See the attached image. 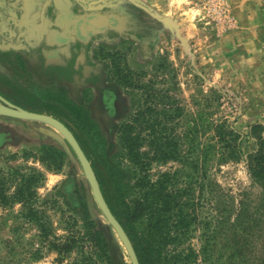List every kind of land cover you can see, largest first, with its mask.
Returning <instances> with one entry per match:
<instances>
[{
    "label": "rangeland",
    "instance_id": "374dc122",
    "mask_svg": "<svg viewBox=\"0 0 264 264\" xmlns=\"http://www.w3.org/2000/svg\"><path fill=\"white\" fill-rule=\"evenodd\" d=\"M134 1L139 8L122 4L130 12L123 31L108 43L95 45L101 87L75 82L66 84L60 95L86 111V124L103 133L111 156H119L116 142L130 125L141 141L140 151H147L143 159L149 160L145 170L149 178L171 175L168 190L180 193L177 202L188 220V237L179 246L196 253L191 264H209L201 254L206 240L210 264H264V187L250 177L244 160H218L221 149L215 136L216 125L225 120L241 134L253 122L264 126V0ZM153 14L175 21L186 44ZM59 135L61 141L0 148V188L11 195L21 175L42 174L32 184L36 192L32 203L44 211L41 220L51 224L53 235L66 234V228L85 234V204L95 228L111 237L124 264H132L97 204L76 153ZM153 142L172 143L176 156L156 159ZM42 145L63 153L56 170L41 162ZM242 146L248 149L251 144L244 141ZM123 164H128L125 159ZM25 207L18 201L0 205V264H65L76 257L72 252L57 262L55 251L41 241L38 227L25 215ZM236 238L240 262L228 259ZM83 246L90 249L87 241Z\"/></svg>",
    "mask_w": 264,
    "mask_h": 264
},
{
    "label": "trees",
    "instance_id": "16d2710c",
    "mask_svg": "<svg viewBox=\"0 0 264 264\" xmlns=\"http://www.w3.org/2000/svg\"><path fill=\"white\" fill-rule=\"evenodd\" d=\"M61 108L54 114L65 122L80 147L91 161V166L100 184L103 198L111 213L119 222L128 236L139 264H191L195 262L196 253L190 247H180L188 237V220L180 208L176 195L168 190L172 178L169 173H162L151 180L145 172L149 160L143 159L147 151H140L141 141L138 135L132 134L130 125L121 130L116 145L120 148L119 156H111L105 148L103 133L92 125H87L86 111L74 108L61 95L58 99ZM215 136L219 143V161L244 160L250 177L264 187V126L261 122L249 125L246 134H241L225 120L216 125ZM249 141L251 147L243 148V142ZM111 146V144H108ZM113 146V145H112ZM156 152L155 158L166 161L176 156V147L172 143H151ZM40 160L50 170H56L62 164L63 153L52 145H42ZM123 159L127 165L123 164ZM53 168V166H55ZM37 177L27 175L20 177L18 188L7 195L0 188V205L18 201L26 207L25 215L34 221L39 229L41 241L55 251L56 261L76 253L65 264H124L121 255L117 254L115 243L109 236L95 228L89 219L85 204L83 212V227L85 234H80L73 228L66 234L54 236L49 222L42 221L44 213L33 206L35 190L32 187ZM191 177V176H189ZM87 228V230H86ZM52 235V236H51ZM51 237V238H50ZM87 241L90 249L84 250L83 243ZM210 240L201 247L204 261L212 262ZM234 250L228 255L232 262L242 259L241 245L238 238L234 241ZM39 258V256H34Z\"/></svg>",
    "mask_w": 264,
    "mask_h": 264
},
{
    "label": "flooded vegetation",
    "instance_id": "af4514ba",
    "mask_svg": "<svg viewBox=\"0 0 264 264\" xmlns=\"http://www.w3.org/2000/svg\"><path fill=\"white\" fill-rule=\"evenodd\" d=\"M4 2L0 9H12L15 17L11 19V32L0 37V42L14 44L0 45V101L53 114L66 126L54 114L61 108V90L75 82H93L101 87L96 80L100 76L95 68V45L108 43L109 38L123 31L124 17L130 12L124 11L122 4L132 9L140 6L134 0ZM21 12L26 17L21 18Z\"/></svg>",
    "mask_w": 264,
    "mask_h": 264
},
{
    "label": "crops",
    "instance_id": "0c3cea01",
    "mask_svg": "<svg viewBox=\"0 0 264 264\" xmlns=\"http://www.w3.org/2000/svg\"><path fill=\"white\" fill-rule=\"evenodd\" d=\"M4 1L5 0H0V5L4 6ZM19 16L21 18L26 17V14L21 12ZM12 17H15V12L12 9H0V37L8 32H11L12 29L10 25ZM26 37L27 33H25V38ZM13 44V42L4 44V41L2 40L0 42V45H2V47H9ZM257 51L258 53H261L262 49L259 48ZM2 101H0L1 109H21L30 111L22 107L14 106L13 104L8 103L5 100ZM47 131L59 134V131L53 125L43 120L31 119L27 117H17L0 113V148H11L18 147L20 145H28L38 140L42 142V140L44 139L51 140L52 142L55 138L48 134Z\"/></svg>",
    "mask_w": 264,
    "mask_h": 264
},
{
    "label": "water",
    "instance_id": "95a60500",
    "mask_svg": "<svg viewBox=\"0 0 264 264\" xmlns=\"http://www.w3.org/2000/svg\"><path fill=\"white\" fill-rule=\"evenodd\" d=\"M153 15L155 17H157L159 20H161L162 22H165L168 25L172 26L176 32V35L179 37V39L182 41V43L186 44L185 39L179 35L178 27H177V24L175 23V21L171 20L168 17H164V16L159 17L155 14H153ZM0 113L11 115V116H17V117H27V118H31V119L43 120V121L48 122L49 124L53 125L59 132H61L65 136V138L69 142L70 146L72 147V149L76 153L84 171L86 172L87 178H88L90 186L92 188L93 195H94L95 200H96L97 204L99 205L101 211L106 216L108 221L113 225V227L115 228V230L119 234L120 238L122 239V241H123V243L127 249V252L129 254V257L131 259L132 264H139L128 236L126 235V233L122 229L119 222L115 219L113 214L109 211L108 207L106 206L104 199H103V197L99 191V188L96 184V180L94 177L92 167H91L88 159L86 158L84 152L82 151L80 145L78 144L77 140L73 136L72 132L61 121H59L58 119H56L53 116L48 115V114L25 111V110H21V109L7 110V109H1V108H0ZM47 133L50 134L51 136H53L57 141H61V137L59 134L53 133L51 131H47ZM89 208H90V206H89Z\"/></svg>",
    "mask_w": 264,
    "mask_h": 264
}]
</instances>
